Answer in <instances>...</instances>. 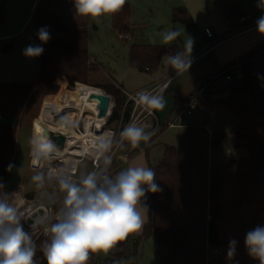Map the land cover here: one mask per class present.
<instances>
[{"label":"trees","instance_id":"trees-1","mask_svg":"<svg viewBox=\"0 0 264 264\" xmlns=\"http://www.w3.org/2000/svg\"><path fill=\"white\" fill-rule=\"evenodd\" d=\"M216 2L223 6L226 15L239 17L243 12L238 5H233L235 2L232 5L222 0ZM54 9L61 13L59 21L51 16ZM131 12L126 2L120 12L112 15L116 32L128 31ZM173 16L184 24L196 26L184 6L175 7ZM86 19L76 15L73 0H38L35 33L37 44L44 48L38 76L32 83L14 84L15 88L0 81V113L4 115L0 120V182L3 184L14 162L16 122L23 107L32 106L42 96L59 93L55 80L60 75L66 76L71 86L79 82L76 88L100 89L95 87L99 86L113 95L115 105L108 125L121 116L124 121L129 119L130 112L125 109L123 113L125 93L121 88L113 83L90 82L91 74L100 69L89 54ZM5 20L6 8L0 4V25ZM42 27H47L51 36L44 44L37 36ZM176 52L174 45L135 44L130 50V63L139 69L151 68L162 56ZM238 62L244 64L243 78L226 84L214 78ZM195 93H198V119L186 127L178 146H166L162 159L150 165L156 173L155 183L160 191L147 193V221L141 236L134 240V252L128 254L123 250L127 238L114 247L115 261L135 260L142 240L155 235L158 242L168 248L161 264H259L248 255L244 240L247 232L264 226V41L238 61L219 67L189 95ZM218 103L235 112L238 123L232 130L233 146L247 149L248 156L220 161L225 133L208 128ZM231 240L237 243L235 255L229 259L227 252ZM214 249L222 250L223 255L214 256ZM97 256L91 253L87 264H97Z\"/></svg>","mask_w":264,"mask_h":264},{"label":"rangeland","instance_id":"rangeland-1","mask_svg":"<svg viewBox=\"0 0 264 264\" xmlns=\"http://www.w3.org/2000/svg\"><path fill=\"white\" fill-rule=\"evenodd\" d=\"M126 2L130 4L132 9L130 16L131 30L128 33L120 34L113 29L112 16L100 17L95 20L89 17L86 19V27L89 34V54L100 69V72L91 74L90 82L92 84L105 85L118 82L124 86L125 90H134L145 84L146 80L151 79L152 76L165 80L175 72L165 62L166 56L163 60L165 65L160 63L157 70L152 69L149 71L134 68L129 61L132 44L136 42L164 44L162 42V33L165 30H174L178 31L180 35L170 44L176 42L179 52L187 54L185 43L191 38L194 43L190 58H193L205 50L210 41L215 43L226 37L230 31L255 25L257 19L264 15V9L257 7L259 0H222L223 3L228 5H232L235 2L233 5H238L242 8L243 12L239 17L226 15L223 6L219 5L216 0H126ZM0 4H4L6 8L5 23L0 25V81L12 85L32 83L36 80L39 73L40 56L27 58L22 54V50L29 44L38 45L35 33L38 0H0ZM178 6H184L189 10L196 22V26H189L180 21L173 22V9ZM243 15L248 16V20L238 23L239 18ZM51 16L55 21L61 19V13L57 9L51 12ZM205 27H210L216 37L213 39L208 38L204 31ZM5 47L10 48L8 50ZM209 52L207 51L205 55L196 58L191 63L188 71L174 75L169 81L168 90L162 96L165 106L163 109L158 110L162 124L166 122L168 117L173 121L179 113H182V105L176 102L178 98L185 96L188 92L197 88L206 77L216 73L218 66H216L211 57L212 52ZM235 65H238V68L244 71L242 62H238ZM56 79L55 81L60 88L59 93L51 96H42L32 106L28 108L24 106L20 113L19 120L16 122V154L10 173L4 182L5 188L3 191L8 192L11 188H15L14 190L27 193L39 191L50 185L46 169L35 170L32 168L31 141L33 140L34 128L38 123H46V105L48 101H61L67 89L76 88L77 83H79L76 82L72 86L69 85V80L64 75H60ZM236 81L237 78L235 79ZM95 87L106 92L102 87ZM116 87L118 86L116 85ZM55 95L60 96L57 99H46ZM113 102L115 105V99ZM132 104L131 102L126 106L128 112L131 111ZM197 119L198 113L196 111L193 115H183L182 120L191 123ZM237 123L238 119L234 111L221 103L215 105L208 128L211 131L222 130L225 133L219 155L221 162L243 158L249 154L247 149L233 146L234 137L232 130ZM166 124L154 130L155 134L150 139H154V141L148 151L145 152L147 154L146 160L150 165H155L162 159L166 146H178L181 137L186 131L184 126L169 127V129L163 131V128L167 127ZM109 126L114 128L116 133L113 137V145L108 153L112 156L108 174L115 175L129 167L128 164H124L121 168L114 171V167L117 165L118 152H120L119 149L122 150L126 143L124 142L123 146L119 143V133L125 126L122 125L120 127L119 121H113ZM142 144H145V142H142ZM41 161H35L36 165H40ZM91 170L90 161L84 158L76 176L80 177L82 174L91 172ZM41 172L45 175V184L42 188H38L32 181V177ZM20 184L23 187H18ZM62 193L61 197L65 195L64 192ZM145 197H147V193ZM143 201L145 203V198ZM141 234L142 232H138L128 236L126 247L123 249L126 253L132 254L134 252V240ZM114 252H116L115 248L107 253L97 252V264H161V258L168 253V248L162 246L155 235H151L143 239L139 244L135 260L124 259L121 263H117L114 260Z\"/></svg>","mask_w":264,"mask_h":264},{"label":"clouds","instance_id":"clouds-1","mask_svg":"<svg viewBox=\"0 0 264 264\" xmlns=\"http://www.w3.org/2000/svg\"><path fill=\"white\" fill-rule=\"evenodd\" d=\"M75 13L81 17L98 19L120 12L126 0H73ZM257 7L264 9V0H259ZM257 31L264 36V15L256 21ZM180 33L165 30L162 42L170 44ZM41 44L47 43L51 36L47 27L38 30ZM194 41L189 38L185 43L187 54L176 52L168 54L165 62L175 71L182 74L191 67L190 53ZM44 48L29 44L22 50L27 58L42 55ZM139 100L154 109L165 106L162 96L140 94ZM154 131H146L136 122H130L119 133L120 144L127 142L132 149L138 148L141 142H149ZM113 133L106 132L98 138L93 155L102 160V167L97 171L82 174L74 180L71 170L64 168L50 171L48 179H55L59 189L65 193L63 206L56 214L55 222L45 232L48 239L42 244L41 251L47 264H87L91 253H107L129 235L142 230L148 208L143 202L146 193H157L160 188L156 173L146 166H129L109 175L112 163L109 151L113 145ZM32 153L35 159H50L57 152L54 142L33 138ZM11 165L9 166V170ZM32 181L38 188L45 184L44 173L33 175ZM5 185L0 182V190ZM8 193H0V264H36L34 259L37 246L31 235L24 231L22 214L7 199ZM236 241L229 242L227 256L234 257ZM245 247L248 255L259 264H264V226H257L247 232Z\"/></svg>","mask_w":264,"mask_h":264},{"label":"built area","instance_id":"built-area-1","mask_svg":"<svg viewBox=\"0 0 264 264\" xmlns=\"http://www.w3.org/2000/svg\"><path fill=\"white\" fill-rule=\"evenodd\" d=\"M240 20L247 21L248 16H242ZM205 33L208 38L213 39L216 37L214 31L210 27H205ZM223 40L220 39V41ZM244 73L242 70L238 68V65H232L229 69H225L221 73H219L216 78H220L221 82L229 83L232 80L237 78H243ZM57 80V79H56ZM168 81L163 82L162 84L156 85L153 88H144L136 93L128 94V100L124 104L123 113L126 109L128 103H133L132 108L130 111L129 119L124 121L123 116L118 120L120 122V127L122 125L126 126L130 122H136L137 124L141 122L144 118L148 115H155V109L152 108L150 105L146 104L145 102H141L139 100L140 94H146L150 96H161L163 89L166 87ZM76 88L67 89L66 94L72 93ZM114 100V99H113ZM98 105V103H97ZM182 105V115L184 114H193L198 109V93H195L188 98L184 99L181 103ZM114 108V102H113ZM112 108V111H113ZM112 113V112H111ZM111 116V114H110ZM108 117L105 128H108L114 135L116 133L115 129L108 125L109 118ZM4 118V115L0 113V120ZM181 119V118H180ZM179 119V120H180ZM182 124L176 121H168L167 127H175L180 126ZM73 129L76 131L81 132L85 129V120L80 116H77V119L72 124ZM108 126V127H107ZM95 133H99L100 131L97 130L96 123L94 126L91 127ZM50 134L54 132H59L64 134L65 136V145L63 148L59 147L52 138L51 141L55 143V145L61 149H65L68 143V133L64 132L62 129H54V127H50L49 129ZM113 135V137H114ZM120 143V142H119ZM73 155L75 156V164L74 166L71 165L67 156ZM88 159L92 165V171H97L98 167H102V160H97L96 157L88 152L82 154H75V153H65L64 155L60 154H51L50 159H44L41 161L40 165H35L32 162V168L35 170H42L46 169L47 177L50 171H59L60 169H70L71 175L74 180H79L80 177L76 176L79 171V167L83 159ZM68 165H71L68 167ZM18 187H23V185H19ZM14 197H11V195ZM11 195L7 197L9 202L15 206L18 211L22 214V224L24 231L31 235L32 240L37 246L36 255L34 257L36 264H45L46 258L41 251L42 244L48 239V236L45 232V229L51 224L55 222V217L59 209L63 206L64 196L61 197L62 191L59 189V185L55 179L50 180V185L39 191L34 192H21L19 190H14ZM17 197V198H16ZM214 256H222L223 251L220 249H214L213 251Z\"/></svg>","mask_w":264,"mask_h":264},{"label":"crops","instance_id":"crops-1","mask_svg":"<svg viewBox=\"0 0 264 264\" xmlns=\"http://www.w3.org/2000/svg\"><path fill=\"white\" fill-rule=\"evenodd\" d=\"M131 14H132V12H131ZM177 21L178 20H175L174 16H173V22H177ZM240 22H241V20L239 18L238 23H240ZM128 27L129 28H128V31L126 33H128L129 30H131L130 18L128 19ZM262 41H264V36H261L258 33L256 24L255 25H249V26H246V27H243V28L241 27V28H238L237 30H233V31L228 32L226 37H224L223 40H221V41L219 40V41H216L215 43H213V41H210L208 43L207 48L205 50L201 51L195 57L190 58V59L193 62L196 58H198L200 56H203V55L206 54L207 51H210L209 53L212 52L211 57H212L214 63L216 64V66H218L217 67V70H218L219 67H221V66H223L225 64H228V63H231V62H234V61H238L245 53H247L250 49H252L256 45H258ZM135 44H150V43L136 42V43L132 44L131 47L133 45H135ZM154 45H166V44H154ZM167 45L176 46L177 52H179L178 44L176 42L172 43V44H167ZM130 50H131V48H130ZM167 55L168 54L162 56L161 59L159 60L158 64H156L155 67H151L150 68L149 66H145L144 69L145 70H149V71H151L152 69L157 70L159 68V66H160V63L165 65L163 60H164V57L167 56ZM92 60L94 61L93 57H92ZM129 61H130V54H129ZM134 68H136V67H134ZM144 69H142V70H144ZM156 74H158V73L156 72ZM174 75H176L175 72L172 75H170L165 80H161V79L157 78L156 76H152L151 79L146 80L147 82H145V84L135 88L134 90H125L124 86L120 85L118 82L115 83V84L119 88H121V90L125 93V102H124V104H125L126 101L128 100V94L136 93V92H138V91H140V90H142L144 88H153L156 85H159V84H162L165 81H168L166 87L163 89V92L161 94V96H163L164 93L168 90V85H169L168 83L173 78ZM192 91L188 92V94H186L185 96H183L181 98H178L177 99L179 101L178 103L181 104L184 99H186V98H188L190 96L189 94ZM112 97H113V95H112ZM113 99H114V97H113ZM123 107H124V105H123ZM131 108H132V106H131ZM193 114H191V115H193ZM182 119H183V115L181 113H179L174 118L173 121L177 120L178 123L182 124L180 126H184L185 128L189 124H191V123L196 121L195 120V121H193L191 123H187L186 121H183ZM168 121H172L170 119V117L167 118L165 123H167ZM165 123L162 124L160 116H159V113H158V110L155 109V115H148L141 122H139L138 125L144 127L146 131H154L157 128L159 129L161 127V125H164ZM166 126H167V124H166ZM180 126H175V127H180ZM170 128H172V127H170ZM166 129H169V127L163 128V131H165ZM153 141H154V139L150 140L149 142H147L145 144H142V142H141L140 146L138 148H135V149H132L130 147V145H128L127 142H126L124 144V148L122 147L123 148L122 150L119 149L120 152H118V160L116 161L117 165H115V167H114L115 170L114 169H112V170L116 171L117 169L121 168L124 164H128L129 166H146V167L150 168V164L146 160V155L147 154L145 152L148 151V149H149V147H150V145H151V143ZM121 146H123V145H121ZM31 161H32V153H31ZM14 189L15 188H11L7 192L8 196L12 194ZM11 197H14V195L12 194L10 196V199H11ZM145 204H146V197H145ZM146 221H147V214H146V218H145V222ZM143 227H144V225H143ZM142 231H143V228H142V230L140 232H142ZM116 262L117 263H121L122 261H116Z\"/></svg>","mask_w":264,"mask_h":264},{"label":"bare ground","instance_id":"bare-ground-1","mask_svg":"<svg viewBox=\"0 0 264 264\" xmlns=\"http://www.w3.org/2000/svg\"><path fill=\"white\" fill-rule=\"evenodd\" d=\"M74 93L66 94L61 101L49 100L46 105L45 124H36L33 132V138L51 140L48 135L50 127L54 129H62L68 133V143L65 149L56 146L57 152L52 154L64 155L65 153H94L98 138L106 132L112 133L108 128H105L107 117L99 118L97 115V101L90 99L89 96L93 92H102L97 88H76ZM80 116L85 120V129L81 132L73 129V122ZM96 123L99 133H95L91 128ZM32 153V151H31ZM72 166L75 164V156H67ZM44 159H35L32 153V162ZM71 165H68L70 167Z\"/></svg>","mask_w":264,"mask_h":264},{"label":"water","instance_id":"water-1","mask_svg":"<svg viewBox=\"0 0 264 264\" xmlns=\"http://www.w3.org/2000/svg\"><path fill=\"white\" fill-rule=\"evenodd\" d=\"M12 88H15V85L12 86ZM77 91V89H75L73 92L75 93ZM72 92V93H73ZM89 98L92 100H98V99H101V100H106L107 103L105 106H101L100 104H98V112H97V115L99 118H104V117H109L111 112H112V108H113V98H112V95L105 92V91H102V92H93L90 94ZM48 135L50 138H52V140L61 148L64 147L65 145V136L64 134L62 133H59V132H54L52 133V135L50 134V132L48 131Z\"/></svg>","mask_w":264,"mask_h":264},{"label":"snow or ice","instance_id":"snow-or-ice-1","mask_svg":"<svg viewBox=\"0 0 264 264\" xmlns=\"http://www.w3.org/2000/svg\"><path fill=\"white\" fill-rule=\"evenodd\" d=\"M97 103L100 104L102 107L106 105L107 101L106 100H101V99H98L97 100Z\"/></svg>","mask_w":264,"mask_h":264}]
</instances>
